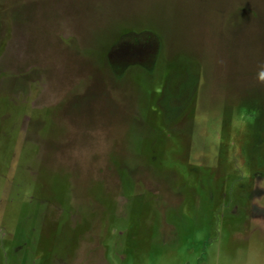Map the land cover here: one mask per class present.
<instances>
[{"label": "rangeland", "instance_id": "374dc122", "mask_svg": "<svg viewBox=\"0 0 264 264\" xmlns=\"http://www.w3.org/2000/svg\"><path fill=\"white\" fill-rule=\"evenodd\" d=\"M264 0H0V264H264Z\"/></svg>", "mask_w": 264, "mask_h": 264}, {"label": "clouds", "instance_id": "9594fccd", "mask_svg": "<svg viewBox=\"0 0 264 264\" xmlns=\"http://www.w3.org/2000/svg\"><path fill=\"white\" fill-rule=\"evenodd\" d=\"M257 83L264 85V64L260 65L256 74Z\"/></svg>", "mask_w": 264, "mask_h": 264}]
</instances>
